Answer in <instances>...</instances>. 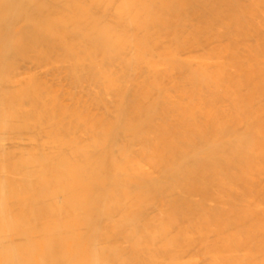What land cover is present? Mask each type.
Returning <instances> with one entry per match:
<instances>
[{
  "label": "bare ground",
  "instance_id": "obj_1",
  "mask_svg": "<svg viewBox=\"0 0 264 264\" xmlns=\"http://www.w3.org/2000/svg\"><path fill=\"white\" fill-rule=\"evenodd\" d=\"M0 264H264V0H0Z\"/></svg>",
  "mask_w": 264,
  "mask_h": 264
}]
</instances>
